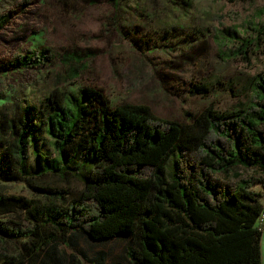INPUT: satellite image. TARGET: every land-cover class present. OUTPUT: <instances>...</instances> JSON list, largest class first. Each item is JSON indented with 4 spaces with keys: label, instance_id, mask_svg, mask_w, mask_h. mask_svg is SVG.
<instances>
[{
    "label": "trees",
    "instance_id": "16d2710c",
    "mask_svg": "<svg viewBox=\"0 0 264 264\" xmlns=\"http://www.w3.org/2000/svg\"><path fill=\"white\" fill-rule=\"evenodd\" d=\"M262 17L264 9L247 24L254 32L249 36L217 30L223 59L249 60L264 34ZM10 19L11 12L0 13V30ZM54 59L50 49L30 50L14 54L5 66L38 69ZM61 64L66 68L55 73L43 115L36 102L17 117L0 110V182L53 175L79 180L84 189L65 209L56 206L66 202L59 189L41 194L52 207L0 193V219L20 216L29 222L23 229L0 221V237L27 240L30 256L4 264H106L104 253L82 261L59 249L78 236L97 243L130 237L127 264H263L264 72L252 78L243 105L229 111L209 107L191 122H180L159 118L147 105L113 106L97 88L73 94L61 85L78 79L87 65L77 53L64 55ZM195 89L206 94L210 88ZM40 128L59 160L39 147ZM30 150L37 175L27 170Z\"/></svg>",
    "mask_w": 264,
    "mask_h": 264
},
{
    "label": "rangeland",
    "instance_id": "374dc122",
    "mask_svg": "<svg viewBox=\"0 0 264 264\" xmlns=\"http://www.w3.org/2000/svg\"><path fill=\"white\" fill-rule=\"evenodd\" d=\"M115 1L30 0L24 5L25 0H0V13L11 12L9 23L0 30V110L17 117L21 108L36 102L43 115L46 108L42 102L55 85V73L66 68L61 59L72 53L81 55L87 70L61 87L73 94L86 87L103 90L113 106L147 105L159 118L191 122L192 116L209 107L229 111L249 100L252 78L264 72V34L249 60L242 56L223 59L215 35L217 30L229 28L242 36L254 33L247 30V24L264 9L263 0H121L119 6ZM43 49L52 50L56 57L47 66L19 71L5 66L14 54ZM202 85L209 86L208 93L195 89ZM8 136L2 131L3 139ZM36 139L50 160H59L42 128ZM31 151L27 170L37 175ZM66 157L72 159L73 154ZM56 189L66 192V202L56 203L65 209L79 199L84 185L74 178L64 182L53 175L0 182L1 194L47 207L53 206L52 201L41 194ZM0 221L29 227L20 216ZM259 226L264 228V224ZM130 243V237L97 243L78 236L59 249L82 261L104 253L106 264H127ZM27 247V240L14 243L0 237V264L9 258H29ZM262 253L264 258V234Z\"/></svg>",
    "mask_w": 264,
    "mask_h": 264
},
{
    "label": "built area",
    "instance_id": "2783aa9c",
    "mask_svg": "<svg viewBox=\"0 0 264 264\" xmlns=\"http://www.w3.org/2000/svg\"><path fill=\"white\" fill-rule=\"evenodd\" d=\"M260 222H261V224H264V214L262 215Z\"/></svg>",
    "mask_w": 264,
    "mask_h": 264
},
{
    "label": "crops",
    "instance_id": "0c3cea01",
    "mask_svg": "<svg viewBox=\"0 0 264 264\" xmlns=\"http://www.w3.org/2000/svg\"><path fill=\"white\" fill-rule=\"evenodd\" d=\"M263 234H264V230H263ZM262 240H263V238H262ZM263 264H264V258H263Z\"/></svg>",
    "mask_w": 264,
    "mask_h": 264
}]
</instances>
